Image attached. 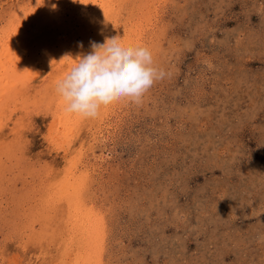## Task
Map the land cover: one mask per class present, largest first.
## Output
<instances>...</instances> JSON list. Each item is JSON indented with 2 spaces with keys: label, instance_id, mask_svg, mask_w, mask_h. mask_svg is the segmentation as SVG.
Here are the masks:
<instances>
[{
  "label": "rangeland",
  "instance_id": "rangeland-1",
  "mask_svg": "<svg viewBox=\"0 0 264 264\" xmlns=\"http://www.w3.org/2000/svg\"><path fill=\"white\" fill-rule=\"evenodd\" d=\"M123 1L111 4L113 27L170 73L141 104L121 100L102 117L77 116L58 143L47 130L55 91H37L46 71L17 82L0 74L11 86L0 93V264H50L58 240L68 241L71 218L54 198L82 152L73 177L102 224V264H264V0ZM29 2L0 0L5 39L15 9Z\"/></svg>",
  "mask_w": 264,
  "mask_h": 264
},
{
  "label": "bare ground",
  "instance_id": "bare-ground-1",
  "mask_svg": "<svg viewBox=\"0 0 264 264\" xmlns=\"http://www.w3.org/2000/svg\"><path fill=\"white\" fill-rule=\"evenodd\" d=\"M114 1L116 2L117 6L123 5V2H124L123 0H31V2L27 3V5H26L27 8L25 9V11L22 10V8H23L22 6H17L15 11L18 10L19 11V12H17L18 14L16 15V12H14L13 20L11 22H8L7 25L4 26L5 32L3 31V33H6V39H5V35H3V36L0 35V74H2L1 72H4V73H6V76L9 80H12V81L14 80L17 82V81H19V79H21L22 74H25L26 72L29 74L28 76L32 77L33 76L32 74H38L43 69L46 71V77H45L46 81L44 80V82H46V83L45 84L43 83L44 85H43L42 89L37 90V91H38V93L41 92L40 93L41 96L47 97L46 95H50V94L54 93L56 82L59 79H61L67 73V71L71 67V64L73 63L70 60V58L65 57V56H69V57L75 59L78 56L88 54L91 51V43L92 42L102 44L106 38H111L112 33H114L115 31H118L116 33V35L119 36L118 38L120 39L121 43H123L125 45H128V44L130 45V43L133 44L135 41L134 42L130 41L131 38H130V35H129L128 30L126 28H122L121 30H118V29L116 30L113 27L114 24L111 21V18H113L112 17L113 13L111 14L110 12H112L113 8L111 7V4ZM110 8H112V9L110 10ZM23 13H24V15H23ZM26 16H28L27 20H25ZM116 26H117V24H116ZM51 64H54V66L52 65L53 66L52 67ZM6 81L8 82V80H6ZM39 81H41V80H39ZM7 84L8 83L0 85V93L2 95H5L8 92V89H10L9 87H11V86H9L10 84L9 85H7ZM38 84H40V83H38ZM17 85H19V84L17 83ZM21 86H22V84L20 85V87ZM4 88L7 90H3ZM8 93H10V92H8ZM38 93L34 94L31 97H35ZM18 97L19 96L17 95V98ZM21 97H24V96L21 95ZM55 97L57 99V102L56 101L54 102V103H56L55 107L52 106V107H54V109L49 110V111L47 110V112L50 113V115L52 117H54V120H51L49 125L47 126V130H48L49 135L55 134L56 141L58 143H60L59 141H61L63 139L69 140V138L71 137L70 135L66 136V134H64V132L66 131L65 128L67 127V125L70 122H72L73 120H75L77 118V115L67 114L64 111V107H65L64 102L58 96L56 91H55ZM17 98L15 97L14 106L15 105L19 106V104L17 103L18 100H16ZM27 99H28V97H27ZM46 99H48V98H46ZM38 100H37L38 102H41L40 101L41 97ZM24 101H21V102H24ZM37 101H36V103H38ZM52 101H54V100H52ZM5 102L6 101H2L1 104L5 105ZM36 103H34V104L36 105ZM49 104H51V103L49 102ZM49 104H47V106ZM37 106H35V107H37ZM47 106H46V108H47ZM42 107H43V105H42ZM28 109H30V108H28ZM18 110H19L18 112H20V113L24 112V116H25V113L27 114V112H25L24 109H18ZM34 110L35 109H33V110L30 109V111H32V112ZM40 110H42V108H40ZM6 111H5V113H7ZM26 111H28V110H26ZM35 112H37V111H35ZM28 114H27V116H28ZM44 114L46 115L47 113H44ZM105 114H106V112H105ZM14 115H15V113H14ZM14 115H11V116H14ZM47 116H48V114H47ZM99 116L102 117L101 113L99 114ZM43 117L44 116H42V119H43ZM10 118H8V120ZM30 118H28L29 122L32 121V119H30ZM0 120H1V117H0ZM102 120H104V119H102ZM2 121H3V118H2ZM23 121H25V120H23ZM16 122H18V121H16ZM77 122L79 123L80 121H77ZM39 123H41V122H39ZM43 123H45V122H43ZM2 124H4V123H2ZM14 124L16 125V123H14ZM10 125H11V123H10ZM61 125H64V129L62 128L63 129L62 131H61V129H59V126L61 127ZM88 125H89V123H88ZM0 126H2V125H0ZM6 126H4V127H6ZM27 126H33V125L27 124ZM84 126H86V125H84ZM20 129L22 130L24 128H20ZM77 129H79V128H77ZM9 130H10V128H9ZM9 130H8V132H9ZM27 130H29V129H27ZM78 131H80V130H78ZM14 132H15V130H14ZM75 133H77L76 130H75ZM84 133H85V131H84ZM13 136H15V135H13ZM81 136L84 137L85 134H83ZM8 137H9V134H8ZM2 138H3V136H2ZM5 139H7V138H5ZM18 139H19V136H18ZM75 140H77V138ZM1 142H0V145H1ZM4 142H6V141H4ZM29 143H31V142H29ZM23 145H24V143H23ZM21 146H20V148H21ZM4 152H7V151H4ZM47 152H49V149ZM82 153L84 154V152H82ZM82 153H81V155H78L76 158L72 157L73 161H72L71 165L66 166V170L63 173L64 178L61 182L59 181L60 184H62L61 192L58 191L59 192L58 196H56L54 198V202L62 200L63 203L65 204L66 208L68 209L69 217L66 219L64 218L65 222H67V220L69 218H71V219L68 220V222L66 224L67 225V233H68V235H67L68 241H66V239L63 240L62 238H60L58 240L57 246L60 248V250H57V248H56V253L52 252L50 254V256H49V259L51 260L50 264H53L52 261L53 262L56 261L57 264H102L101 263V261H102L101 255L99 254V253H101L100 252L101 250L97 249V248H100L101 242H103V230L101 229L102 224L99 221H97L98 219H96L94 217L93 213L90 211L91 208H89V210H88L85 207L87 202L84 205V199H83L84 194H81V192L83 190L80 187L81 185L83 188L86 187L84 185L83 180L81 178H80L81 180H79V178H76L78 176L73 177L75 174V170L78 169V163H79L80 158H82ZM46 154H48V153H46ZM53 158H54V156H53ZM17 162H18V160H17ZM9 164H10V162H9ZM14 164H16V163H14ZM19 166H21V165H19ZM4 168H5V166H4ZM4 168H2V169H4ZM18 168L19 167L17 166L16 169H18ZM48 172H50V171H48ZM57 172H58V170H57ZM85 173H87L86 170H84L82 176H84ZM56 175H58V174L56 173ZM3 176H5V175H3ZM85 176H86V174H85ZM0 179H1V177H0ZM5 181H6V179H5ZM57 189H58V186H57L56 190ZM76 192L78 193L79 196L77 195ZM65 206L61 207V208H63L65 210ZM66 211H63V213ZM60 216H61V213H60ZM54 217H56V216H54ZM55 219L58 220L59 218H55ZM53 220L54 219H52L51 222ZM59 220H58V222L62 223L61 219H59ZM69 221H70V223H69ZM59 223H58V225H59ZM45 225H47V224H45ZM50 228H51V225H50ZM48 235H50V234H48ZM46 238H48V237L46 236ZM38 243H39V239H38ZM31 244H32V242H31ZM34 245H35V243L33 241V246ZM39 245H40V243H39ZM50 245H52V244H50ZM46 246H45V248H46ZM24 249H25V246H24ZM40 249H42V248H40ZM47 249H49V248L47 247ZM46 251H48V250H46ZM37 254H36V256H37ZM39 255H41V252L39 253ZM39 255H38V257H39ZM43 255L45 257H47L46 252H44V251L42 253V256ZM7 259H5V260H7ZM20 263H21V261H20Z\"/></svg>",
  "mask_w": 264,
  "mask_h": 264
},
{
  "label": "clouds",
  "instance_id": "clouds-1",
  "mask_svg": "<svg viewBox=\"0 0 264 264\" xmlns=\"http://www.w3.org/2000/svg\"><path fill=\"white\" fill-rule=\"evenodd\" d=\"M56 82L64 111L94 119L102 108L127 100L139 105L156 82L170 73L155 66L152 51L144 45H125L118 37L91 43L88 54L78 56Z\"/></svg>",
  "mask_w": 264,
  "mask_h": 264
}]
</instances>
